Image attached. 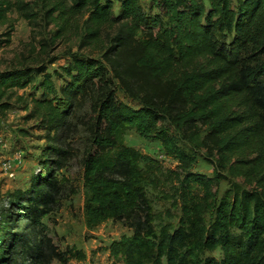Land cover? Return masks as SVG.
Wrapping results in <instances>:
<instances>
[{
    "label": "trees",
    "instance_id": "obj_1",
    "mask_svg": "<svg viewBox=\"0 0 264 264\" xmlns=\"http://www.w3.org/2000/svg\"><path fill=\"white\" fill-rule=\"evenodd\" d=\"M12 10L38 23L29 0H0V24ZM43 19L55 23L58 36L82 25L80 48L100 45L102 55L74 56L55 70L59 86L44 65L0 71V101L22 100L17 91L30 84L41 92L30 96L31 116L49 139L43 168L28 189L10 193L0 216V264L86 259L76 246L60 249L42 219L62 192L54 169L72 156L60 144L72 125L68 116L90 100L86 226L112 220L131 230L108 246L113 264H264V0H151L149 10L141 0H59ZM115 82L138 104L118 98ZM129 130L159 140L181 171H166L127 145ZM175 130L205 151L212 175L193 172L194 157ZM228 177L230 188L219 197ZM172 181L177 223L157 214L149 194ZM217 249L220 258L209 255Z\"/></svg>",
    "mask_w": 264,
    "mask_h": 264
},
{
    "label": "rangeland",
    "instance_id": "obj_2",
    "mask_svg": "<svg viewBox=\"0 0 264 264\" xmlns=\"http://www.w3.org/2000/svg\"><path fill=\"white\" fill-rule=\"evenodd\" d=\"M29 1L37 14L38 23H29L20 17L16 10H12L9 14L10 20L0 24V71L18 67L20 63L29 66L44 65L47 71L53 74V80L59 86L62 80L56 77L55 70L61 72V66L71 63L74 56L101 59L100 45L80 48L84 31L82 25L75 24L63 36H58L55 23H48L43 19L47 5L51 6L59 0ZM141 3L149 10L151 0H141ZM117 8L118 6L115 10ZM110 33V29L104 32L102 43H106ZM8 38L10 41H6ZM113 87L118 98L132 105L138 104L124 93L118 82H115ZM17 94L22 95L23 99L18 100L15 96L11 100L4 97L0 101V216L10 207V193L17 189H28L35 174L43 168L42 153L49 143L39 119L31 116L30 96L35 94L40 97L41 92L34 84H30L24 89H19ZM3 101L9 102L8 108L1 105ZM91 105L90 100L68 116L72 125L60 144L66 149L70 148L72 156L63 168L54 169L62 183V192L58 206L42 219V225L60 249L76 246L85 252V260L71 259L67 264H113L114 259L110 256L108 246L112 241L131 234V230L123 223L112 220L93 230L86 226L84 205L87 189L83 181V157L91 143ZM174 134L179 145L194 157L193 172L212 175L213 166L208 162L205 151L184 137L181 131L175 130ZM124 142L158 159L166 171H181L179 159L168 154L159 140L146 138L135 130H129L124 136ZM174 182L161 183L157 188L149 187V194L157 214L166 222L177 223L180 210L174 205ZM230 185L229 177L221 181L219 197ZM165 193L170 194L171 198H164ZM162 221L158 219L156 224L160 225ZM209 255L220 258L221 251L217 249ZM115 263L125 264L122 259L116 260ZM52 264L62 263L54 260Z\"/></svg>",
    "mask_w": 264,
    "mask_h": 264
}]
</instances>
